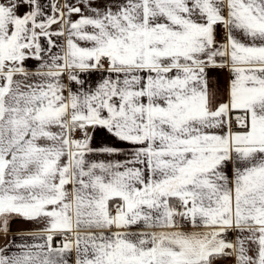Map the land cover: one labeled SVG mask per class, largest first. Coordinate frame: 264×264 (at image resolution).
<instances>
[{
  "label": "snow or ice",
  "instance_id": "snow-or-ice-1",
  "mask_svg": "<svg viewBox=\"0 0 264 264\" xmlns=\"http://www.w3.org/2000/svg\"><path fill=\"white\" fill-rule=\"evenodd\" d=\"M0 237V264H264V0H0Z\"/></svg>",
  "mask_w": 264,
  "mask_h": 264
},
{
  "label": "crops",
  "instance_id": "crops-1",
  "mask_svg": "<svg viewBox=\"0 0 264 264\" xmlns=\"http://www.w3.org/2000/svg\"><path fill=\"white\" fill-rule=\"evenodd\" d=\"M218 78L220 80V83L223 85L226 82L227 73L226 72L218 73ZM34 227L35 226L32 224L19 223V222L13 223L11 225V232L9 233V236L26 233L27 231L34 229ZM4 243L5 240L2 237H0V246H2Z\"/></svg>",
  "mask_w": 264,
  "mask_h": 264
}]
</instances>
